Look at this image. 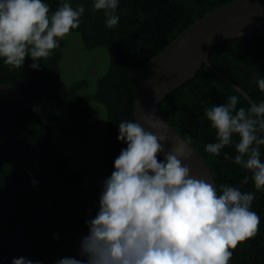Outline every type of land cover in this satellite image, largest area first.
<instances>
[{
	"label": "trees",
	"instance_id": "trees-1",
	"mask_svg": "<svg viewBox=\"0 0 264 264\" xmlns=\"http://www.w3.org/2000/svg\"><path fill=\"white\" fill-rule=\"evenodd\" d=\"M229 1L0 0V84L24 91L47 116L39 161L51 191L50 213L18 234L47 211L34 161L44 127L22 98L0 90V264L181 263L193 244L199 200L188 178L136 129V77L182 30ZM65 29L79 33L87 50L110 51L93 92L85 91V78L66 90L57 85ZM209 58L259 105V143L258 113L207 64L160 109L217 181L222 227L208 264H264V32L224 39ZM93 101L105 107L106 126L96 124ZM97 128L105 132L96 138L104 140L105 180L88 205L81 196L86 170L72 169L54 131L88 144Z\"/></svg>",
	"mask_w": 264,
	"mask_h": 264
},
{
	"label": "water",
	"instance_id": "water-1",
	"mask_svg": "<svg viewBox=\"0 0 264 264\" xmlns=\"http://www.w3.org/2000/svg\"><path fill=\"white\" fill-rule=\"evenodd\" d=\"M264 32V0H231L204 14L142 65L135 84V123L148 146L166 162L182 172L192 183L199 200V217L193 244L180 264H208L217 245L222 227V210L214 172L200 151L169 122L160 109L163 99L193 77L207 64L218 76L232 85L252 104L259 116V133L263 127L262 111L252 96L231 77L210 61L213 47L220 41L237 36ZM0 90H9L22 98L40 116L43 134L35 153V165L47 188V211L30 220L46 216L51 211L50 184L40 165V154L50 128L46 114L24 91L1 83ZM254 147L253 155L255 154ZM251 167L248 170L250 176ZM229 203L231 204L230 200ZM229 214L232 215L230 206Z\"/></svg>",
	"mask_w": 264,
	"mask_h": 264
},
{
	"label": "rangeland",
	"instance_id": "rangeland-1",
	"mask_svg": "<svg viewBox=\"0 0 264 264\" xmlns=\"http://www.w3.org/2000/svg\"><path fill=\"white\" fill-rule=\"evenodd\" d=\"M63 34L66 39V46L60 62L62 74L57 79L59 89L66 90L75 81L85 78L90 83L89 88L85 91L93 92L96 89L98 80L109 68L110 51L106 48L87 50L82 43L80 34L70 29H65ZM92 104L96 124H105V107L94 101ZM101 132H103L102 129H95L90 134V142L83 144L74 135L65 134L57 130L54 131L58 150L60 154L71 157L72 169L75 171L86 170L84 180L86 189L81 196L88 205L94 203L105 180L103 164L104 140L102 143L96 141V138L105 136V132L104 135H100Z\"/></svg>",
	"mask_w": 264,
	"mask_h": 264
}]
</instances>
